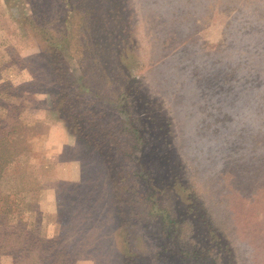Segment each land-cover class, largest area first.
Masks as SVG:
<instances>
[{
    "label": "rangeland",
    "instance_id": "374dc122",
    "mask_svg": "<svg viewBox=\"0 0 264 264\" xmlns=\"http://www.w3.org/2000/svg\"><path fill=\"white\" fill-rule=\"evenodd\" d=\"M0 264H264V0H0Z\"/></svg>",
    "mask_w": 264,
    "mask_h": 264
}]
</instances>
